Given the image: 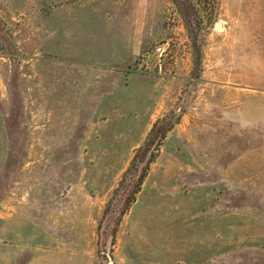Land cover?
<instances>
[{
    "label": "rangeland",
    "instance_id": "obj_1",
    "mask_svg": "<svg viewBox=\"0 0 264 264\" xmlns=\"http://www.w3.org/2000/svg\"><path fill=\"white\" fill-rule=\"evenodd\" d=\"M163 116L123 228L138 173L113 192ZM37 249L264 264V0H0V258Z\"/></svg>",
    "mask_w": 264,
    "mask_h": 264
},
{
    "label": "trees",
    "instance_id": "obj_2",
    "mask_svg": "<svg viewBox=\"0 0 264 264\" xmlns=\"http://www.w3.org/2000/svg\"><path fill=\"white\" fill-rule=\"evenodd\" d=\"M166 119H167L166 116H163L162 118H158L154 122L151 130L148 133V136H147L144 144L141 145L137 149L136 154H135L130 166L125 171L124 175L122 176L121 180L119 181L118 186L115 188V190L113 192L112 197H114L117 194V192L120 189V185L122 184V182L125 181L127 174H129V172L132 169L136 173H138V176L136 177V180L133 184L131 191L126 196L125 204H124L122 210L120 211V217H119L118 223H120L122 217L129 211V209L131 208L133 203L137 200L138 194L141 191L146 178L148 177V175L151 172V165L158 156V153H159L160 148H161V144L163 143V141L167 135V132L173 127L174 123L177 121V120H172L170 123H166ZM156 140H157L156 146L154 147V149H151L152 144ZM140 151H144V154L141 157H139ZM148 153H149V155H148ZM137 162H139V163L144 162V165H142L140 167V165ZM130 179L132 181V179H134V177L131 176ZM129 184H132V182H130ZM112 197L110 198L109 202H111Z\"/></svg>",
    "mask_w": 264,
    "mask_h": 264
},
{
    "label": "crops",
    "instance_id": "obj_3",
    "mask_svg": "<svg viewBox=\"0 0 264 264\" xmlns=\"http://www.w3.org/2000/svg\"><path fill=\"white\" fill-rule=\"evenodd\" d=\"M134 59V57L132 58ZM92 63V62H91ZM94 64H97V60L95 59V61L93 62ZM96 67V66H95ZM79 67H75L73 70H71V72L73 73H76V74H82V75H92V73H94L95 75H97L98 73V70H87V68H80L78 69ZM119 69V68H118ZM120 70V69H119ZM149 176V175H148ZM147 179L148 177L146 178L144 184H143V187L141 189V191L139 192L138 194V197H137V200L133 203V205L131 206V208L129 209L128 213L124 216V220H123V223H122V227L124 228L126 225H129L131 223V217L133 216L137 206H138V203L140 202L141 200V197L143 195V190L147 184ZM134 226L138 225V222H134L133 223ZM42 251V250H41ZM40 249H37L36 250V254L35 255H32L30 261H28L26 264H48V262L44 259H41L43 257V254L41 253ZM17 262V261H16ZM0 264H18V263H15L14 260L12 259H7L5 256L4 258H0Z\"/></svg>",
    "mask_w": 264,
    "mask_h": 264
},
{
    "label": "built area",
    "instance_id": "obj_4",
    "mask_svg": "<svg viewBox=\"0 0 264 264\" xmlns=\"http://www.w3.org/2000/svg\"><path fill=\"white\" fill-rule=\"evenodd\" d=\"M156 49H157V51L159 52V53H163L164 52V47H163V45H161V44H159L157 47H156Z\"/></svg>",
    "mask_w": 264,
    "mask_h": 264
}]
</instances>
